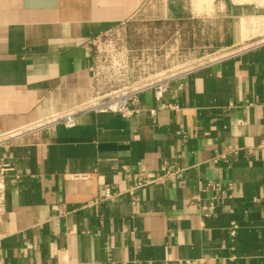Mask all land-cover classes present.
Segmentation results:
<instances>
[{"label": "crops", "instance_id": "crops-1", "mask_svg": "<svg viewBox=\"0 0 264 264\" xmlns=\"http://www.w3.org/2000/svg\"><path fill=\"white\" fill-rule=\"evenodd\" d=\"M148 1L0 0V133L90 99V38ZM131 108L0 148V264H264V45Z\"/></svg>", "mask_w": 264, "mask_h": 264}, {"label": "rangeland", "instance_id": "rangeland-1", "mask_svg": "<svg viewBox=\"0 0 264 264\" xmlns=\"http://www.w3.org/2000/svg\"><path fill=\"white\" fill-rule=\"evenodd\" d=\"M154 2L149 0L126 24L136 81L162 74L177 76L213 58L264 40V0H167L168 6L172 2L175 15L166 20L154 15ZM249 2L252 5L248 6ZM185 3L188 11H193L186 16ZM201 5H211L210 10H199ZM228 6L235 8L231 10L234 19L228 16ZM247 15H252L251 25L244 21ZM236 37L237 42L232 43ZM241 37L244 40L239 41Z\"/></svg>", "mask_w": 264, "mask_h": 264}, {"label": "built area", "instance_id": "built-area-1", "mask_svg": "<svg viewBox=\"0 0 264 264\" xmlns=\"http://www.w3.org/2000/svg\"><path fill=\"white\" fill-rule=\"evenodd\" d=\"M126 24L127 22H122L96 34L89 40L91 62L88 66V73L92 80L93 95L90 99L67 111L53 113L48 117L38 119L27 127L15 128L0 133V148L19 140L31 131L49 128L56 124H63L67 128L72 127L76 118L86 112H109L119 114L123 118L131 117L136 112L131 106L136 101L139 93L144 90H151L154 93L155 100L160 103L169 84L189 71H184L177 76L162 74L161 77H147L145 81H136L135 76L132 74L133 56H131V53H133V50L129 45L128 38H126ZM260 45H264V40L247 44L246 47H240L226 55L213 58L198 67L234 56L241 51L255 49ZM162 107L163 104L161 103L158 109H162ZM150 113H154L153 110H150ZM11 170L12 168L0 157V216L5 212L4 181L7 173Z\"/></svg>", "mask_w": 264, "mask_h": 264}]
</instances>
